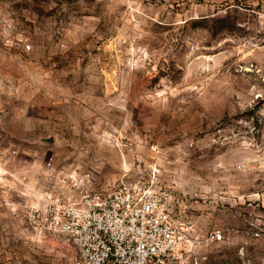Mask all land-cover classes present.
<instances>
[{
  "label": "rangeland",
  "instance_id": "obj_1",
  "mask_svg": "<svg viewBox=\"0 0 264 264\" xmlns=\"http://www.w3.org/2000/svg\"><path fill=\"white\" fill-rule=\"evenodd\" d=\"M50 157L155 172L189 238L223 235L154 264H264V0H0V264L76 258L12 211Z\"/></svg>",
  "mask_w": 264,
  "mask_h": 264
},
{
  "label": "built area",
  "instance_id": "obj_2",
  "mask_svg": "<svg viewBox=\"0 0 264 264\" xmlns=\"http://www.w3.org/2000/svg\"><path fill=\"white\" fill-rule=\"evenodd\" d=\"M95 173L50 157L37 175H11L12 211L37 238L68 242L76 252L71 264H154L203 241L173 219L172 194L155 172L136 181L124 176L111 189L100 188ZM222 239L211 232L203 242Z\"/></svg>",
  "mask_w": 264,
  "mask_h": 264
}]
</instances>
